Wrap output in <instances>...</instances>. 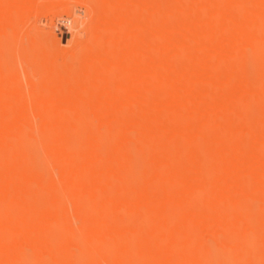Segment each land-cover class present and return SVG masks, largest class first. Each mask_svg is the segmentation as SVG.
Masks as SVG:
<instances>
[{"label":"bare ground","instance_id":"6f19581e","mask_svg":"<svg viewBox=\"0 0 264 264\" xmlns=\"http://www.w3.org/2000/svg\"><path fill=\"white\" fill-rule=\"evenodd\" d=\"M0 264H264V0H0Z\"/></svg>","mask_w":264,"mask_h":264},{"label":"rangeland","instance_id":"374dc122","mask_svg":"<svg viewBox=\"0 0 264 264\" xmlns=\"http://www.w3.org/2000/svg\"><path fill=\"white\" fill-rule=\"evenodd\" d=\"M42 27H44V25L41 24Z\"/></svg>","mask_w":264,"mask_h":264}]
</instances>
